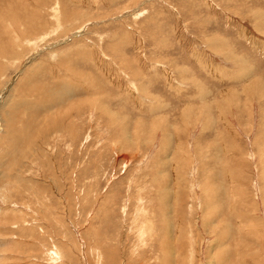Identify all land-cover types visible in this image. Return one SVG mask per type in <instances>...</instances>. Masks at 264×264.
<instances>
[{
  "label": "rangeland",
  "instance_id": "374dc122",
  "mask_svg": "<svg viewBox=\"0 0 264 264\" xmlns=\"http://www.w3.org/2000/svg\"><path fill=\"white\" fill-rule=\"evenodd\" d=\"M0 50V264H264V0H0Z\"/></svg>",
  "mask_w": 264,
  "mask_h": 264
},
{
  "label": "bare ground",
  "instance_id": "6f19581e",
  "mask_svg": "<svg viewBox=\"0 0 264 264\" xmlns=\"http://www.w3.org/2000/svg\"><path fill=\"white\" fill-rule=\"evenodd\" d=\"M9 10H14V9H9ZM21 11H22V14H20L19 16H22V17H25V21H24V23H25V25H26V27H33L34 29H36L37 28V25H34L35 24V22L34 21H36V19H35V16H37V15H30V12L29 11H27L26 10V7H25V9L24 8H21L20 9ZM7 16L5 17V15L4 16H2L1 17V22H2V25H3V20L5 19V18H7V17H13V14L11 13V11H8L7 13ZM30 16H32L31 18H30ZM39 21V20H38ZM17 23V22H16ZM13 24V23H12ZM22 24H23V22H21V24L19 25L18 23H17V27H19V31H20V34H25V32H26V27H24L23 29H21L22 27ZM11 25V23H9V24H7V26H10ZM12 26V25H11ZM14 26V25H13ZM2 27V26H1ZM4 29V28H3ZM11 30H12V28H11ZM32 30V29H31ZM25 31V32H24ZM2 32V31H1ZM13 33H14V31H13ZM27 33V32H26ZM2 36V35H1ZM4 37V36H3ZM14 39H20V37H13V40ZM21 39H25V38H21ZM9 41H10V39H9ZM29 41V40H28ZM35 41V40H34ZM30 42H31V40H30ZM3 43V42H2ZM29 43V42H28ZM33 43V42H32ZM7 46V45H6ZM6 46H4V47H6ZM30 46V45H29ZM2 47V46H1ZM1 51V50H0ZM14 52V51H13ZM13 55H14V53H13ZM16 62V61H15ZM40 70V69H39ZM29 71V70H28ZM33 71V70H32ZM37 71V70H36ZM244 71V70H243ZM37 73V72H36ZM35 73V74H36ZM33 75H34V73H33ZM242 75V74H241ZM238 76V75H237ZM239 76H240V74H239ZM33 78V77H32ZM34 78H36V77H34ZM1 79V78H0ZM67 95V94H66ZM1 98H3V96L1 97ZM1 98H0V100H1ZM6 98V97H5ZM0 104H1V102H0ZM209 115V114H208ZM210 117V116H209ZM2 121V120H1ZM210 125L212 126V124L210 123ZM3 130V129H2ZM0 131H1V126H0ZM7 133H9V132H7ZM1 135V134H0Z\"/></svg>",
  "mask_w": 264,
  "mask_h": 264
}]
</instances>
